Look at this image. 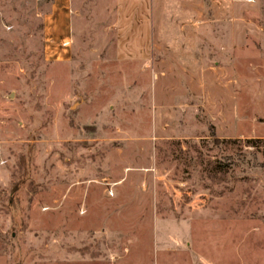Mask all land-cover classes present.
Instances as JSON below:
<instances>
[{"label":"rangeland","instance_id":"374dc122","mask_svg":"<svg viewBox=\"0 0 264 264\" xmlns=\"http://www.w3.org/2000/svg\"><path fill=\"white\" fill-rule=\"evenodd\" d=\"M51 1L0 0V264H264V0H73L60 59Z\"/></svg>","mask_w":264,"mask_h":264},{"label":"crops","instance_id":"0c3cea01","mask_svg":"<svg viewBox=\"0 0 264 264\" xmlns=\"http://www.w3.org/2000/svg\"><path fill=\"white\" fill-rule=\"evenodd\" d=\"M73 0H52L47 13L44 15V34L46 54L60 59L69 56L72 51L70 45L74 42L75 12ZM133 11L136 9L133 8ZM124 39H122L123 41ZM68 43L66 49L59 44ZM65 57V58H66Z\"/></svg>","mask_w":264,"mask_h":264},{"label":"built area","instance_id":"2783aa9c","mask_svg":"<svg viewBox=\"0 0 264 264\" xmlns=\"http://www.w3.org/2000/svg\"><path fill=\"white\" fill-rule=\"evenodd\" d=\"M68 45V43H63V46H67Z\"/></svg>","mask_w":264,"mask_h":264}]
</instances>
